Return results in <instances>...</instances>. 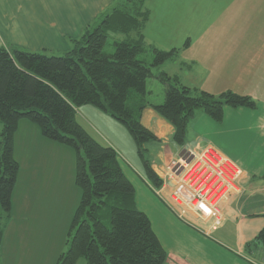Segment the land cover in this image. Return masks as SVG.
I'll use <instances>...</instances> for the list:
<instances>
[{
	"label": "trees",
	"instance_id": "obj_1",
	"mask_svg": "<svg viewBox=\"0 0 264 264\" xmlns=\"http://www.w3.org/2000/svg\"><path fill=\"white\" fill-rule=\"evenodd\" d=\"M150 0H113L111 7L72 41L62 56L48 51L28 52L0 48V218L10 217L11 196L19 166L13 157V140L21 122L39 129L42 138L75 154L74 184L80 199L73 213L67 250L56 264H164L166 253L149 219L135 204L134 188L123 174L115 150L80 123L76 110L91 106L120 124L131 136L142 161L147 182L159 189L147 146L159 143L140 121L152 109L167 122L177 147L186 142L189 126L198 113L220 122L223 109L254 108L252 98L231 91L213 95L182 85L163 66L179 57L182 48L161 51L146 45L140 35ZM138 33L131 38V33ZM112 34L114 42L105 52ZM163 87L159 104L147 101V81ZM3 228L0 226V239ZM256 244L264 252V226L247 249Z\"/></svg>",
	"mask_w": 264,
	"mask_h": 264
},
{
	"label": "crops",
	"instance_id": "obj_2",
	"mask_svg": "<svg viewBox=\"0 0 264 264\" xmlns=\"http://www.w3.org/2000/svg\"><path fill=\"white\" fill-rule=\"evenodd\" d=\"M156 1L160 0L152 3ZM166 1L164 8L162 2L157 4L155 22L159 17L167 16L168 21L175 16L173 23H179L176 18L181 10L175 6L184 10L183 4L180 0ZM112 4L113 0H0V34L9 45L0 48L67 53L72 41ZM214 4L213 20L199 26L196 56L189 53L194 43L189 34L173 31L169 37L189 45L182 59L174 60L176 66L174 61L168 62L163 70L193 89L213 95L231 91L248 96L255 107H225L220 122L198 113L183 147L171 143L173 128L152 109L143 110L140 121L159 141L147 146L157 176L170 158L179 157L187 147H212L241 170L239 194H230L218 206L222 218L218 228L211 230L210 222L191 214L181 222L170 206L169 186L159 197L147 182L125 128L91 106L76 110L81 123L117 153L120 168L134 188L136 207L149 219L166 253L164 264H264L260 244L247 249L264 226V0H214ZM208 30L212 34H207ZM154 83L147 82V101L156 105L163 95L159 89L154 99ZM25 125L21 122L18 129H25ZM42 144L49 151L45 160L40 157L37 191L44 199L39 201L58 195L73 204L72 212L80 197L74 184L75 154L55 144Z\"/></svg>",
	"mask_w": 264,
	"mask_h": 264
},
{
	"label": "rangeland",
	"instance_id": "obj_3",
	"mask_svg": "<svg viewBox=\"0 0 264 264\" xmlns=\"http://www.w3.org/2000/svg\"><path fill=\"white\" fill-rule=\"evenodd\" d=\"M160 2H162V5H160L162 8L167 6L166 0L156 1V3H152V0H150L144 4L149 17L139 33L144 38L146 45L161 51L182 48L185 44L184 40H175L174 37L171 38L169 35H173L175 31L177 33L182 32V34L183 31H186L189 34L188 37L192 38L194 42L189 53L196 56L199 26L202 21L213 20L214 0H180L184 10L175 6V8L181 10L176 18L179 21L177 24L173 23L175 16L174 18L170 17L168 21L167 16L159 17L158 22H155L157 4H160ZM210 26L212 27V22ZM162 31L163 33H161ZM161 34L164 35V38L161 37ZM207 34H212V31L208 30ZM136 35L138 33H131L130 37L135 38ZM125 39L126 37L121 34L110 35L105 52H112L113 43ZM5 44L6 37L0 34V47ZM183 52L179 53V60L182 59ZM64 54H57V56ZM176 63L177 61L173 62L174 66H176ZM147 82H155V88H152L154 99L158 95L159 89L162 90L161 94L163 95V87L157 81L148 80ZM25 126V129H17L13 140V157L18 163L19 171L11 196L10 217L1 214L0 218V226L3 228V235L0 239V264H56L58 257L67 250L66 241L71 219L77 206L71 212L70 201L64 197L60 198L58 195L50 196L49 200L43 202L39 201L42 198H39L37 191L40 157L45 160L49 151L48 147L43 145L42 142L54 143L42 138L39 129L35 125L26 123ZM1 129L0 125V132ZM171 160L173 159L170 158L165 163V167L169 165ZM75 264H86V262L80 258Z\"/></svg>",
	"mask_w": 264,
	"mask_h": 264
},
{
	"label": "built area",
	"instance_id": "obj_4",
	"mask_svg": "<svg viewBox=\"0 0 264 264\" xmlns=\"http://www.w3.org/2000/svg\"><path fill=\"white\" fill-rule=\"evenodd\" d=\"M172 159L158 175L162 184L155 193L160 197L169 186L170 206L179 220L191 214L215 230L222 221L219 204L240 192L241 170L209 146L187 147Z\"/></svg>",
	"mask_w": 264,
	"mask_h": 264
}]
</instances>
